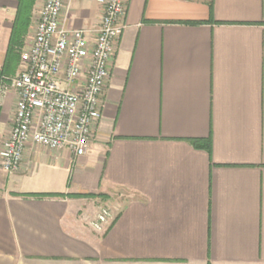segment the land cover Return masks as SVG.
Wrapping results in <instances>:
<instances>
[{"label": "crops", "instance_id": "0c3cea01", "mask_svg": "<svg viewBox=\"0 0 264 264\" xmlns=\"http://www.w3.org/2000/svg\"><path fill=\"white\" fill-rule=\"evenodd\" d=\"M43 3L12 46L20 3L0 0V77ZM102 15L71 0L66 24ZM18 100L0 95V151ZM208 137L211 153L189 140ZM0 264H264V0H129L87 152L29 142L18 171L0 162Z\"/></svg>", "mask_w": 264, "mask_h": 264}, {"label": "built area", "instance_id": "2783aa9c", "mask_svg": "<svg viewBox=\"0 0 264 264\" xmlns=\"http://www.w3.org/2000/svg\"><path fill=\"white\" fill-rule=\"evenodd\" d=\"M103 6L93 29L70 28L71 0H44L35 37L21 54L14 76L0 77V95H19L13 125L2 141L0 162L18 171L29 142L51 150L84 155L102 117L105 89L112 74L117 43L126 27L129 0H94ZM102 205L89 225L102 232L115 218Z\"/></svg>", "mask_w": 264, "mask_h": 264}, {"label": "trees", "instance_id": "16d2710c", "mask_svg": "<svg viewBox=\"0 0 264 264\" xmlns=\"http://www.w3.org/2000/svg\"><path fill=\"white\" fill-rule=\"evenodd\" d=\"M19 9H18V14H17V18H16V22H15V26H14V31L12 34V39H11V45L15 46V45H20L22 43V38H20L21 36V32H24L28 26L29 20H30V16H31V10L33 8V5L35 3V0H19ZM210 9L213 8V1H210L209 3ZM196 23H200L196 22ZM2 73H0L1 76ZM192 144L198 148H203L206 149L209 153H211V149H212V142H211V138H192L189 139ZM35 195H44V194H38L36 193ZM51 195H55V194H51ZM56 195H60V194H56ZM71 195H76V196H88V197H97V196H102V197H106L104 194H94V193H78V194H71Z\"/></svg>", "mask_w": 264, "mask_h": 264}]
</instances>
